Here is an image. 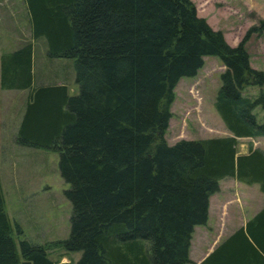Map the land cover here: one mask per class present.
Segmentation results:
<instances>
[{
	"label": "trees",
	"instance_id": "1",
	"mask_svg": "<svg viewBox=\"0 0 264 264\" xmlns=\"http://www.w3.org/2000/svg\"><path fill=\"white\" fill-rule=\"evenodd\" d=\"M31 38L49 59L72 60L77 93L34 84L30 42L0 58V90H26L14 145L57 154L69 186V232L57 242L79 253L74 264H192L193 228L207 218L208 197L232 178L257 185L262 209L200 264H264V153L237 155V139L264 137V72L196 16L190 0H23ZM203 57L223 67L213 109L229 136L164 140L173 90L193 78ZM17 235L21 230L14 224ZM0 188V264H53L47 247L18 241Z\"/></svg>",
	"mask_w": 264,
	"mask_h": 264
},
{
	"label": "rangeland",
	"instance_id": "2",
	"mask_svg": "<svg viewBox=\"0 0 264 264\" xmlns=\"http://www.w3.org/2000/svg\"><path fill=\"white\" fill-rule=\"evenodd\" d=\"M196 16L202 18L226 42L234 47L246 31L260 27L264 21V0H190ZM33 79H56L73 76L72 60L49 59L44 52V41L34 43ZM249 67L264 72V34L254 33L245 44ZM223 67L215 57H203L202 67L193 78L180 79L173 90L169 107L170 119L164 134L168 146L179 140H202L228 136L213 109ZM69 79V78H68ZM67 79V80H68ZM69 86L74 85L71 82ZM71 87V88H72ZM74 89V88H73ZM264 96V88L247 87L242 95ZM77 88L75 86V92ZM4 107V106H3ZM253 114L257 123L264 122V110L256 107ZM2 136L4 133H2ZM2 142H4L2 140ZM249 148L264 153V137L238 139L236 151ZM57 154L17 146L0 145V188L4 212L12 228V240L18 254V241L46 246V254L53 264H74L79 253H66L56 243L65 240L69 232L70 204L64 197L69 188L57 170ZM17 224L21 234L14 231ZM198 230L193 235V251H198Z\"/></svg>",
	"mask_w": 264,
	"mask_h": 264
},
{
	"label": "crops",
	"instance_id": "3",
	"mask_svg": "<svg viewBox=\"0 0 264 264\" xmlns=\"http://www.w3.org/2000/svg\"><path fill=\"white\" fill-rule=\"evenodd\" d=\"M28 42L32 45L34 55L35 41L30 35L29 16L24 1L0 0V58ZM50 82L54 85H64L69 95L75 92V84L73 87L68 85L69 82L74 83L72 74L70 77L53 80L41 79L38 84L45 86ZM27 100L26 90H0V145L15 146L13 139ZM247 151L237 152V155H245ZM262 206L263 195L257 185H244L232 178L220 180L217 192L208 197L206 223L193 228L188 250L190 262L200 264L236 230L243 229ZM196 230L200 233L197 252L193 251L192 245Z\"/></svg>",
	"mask_w": 264,
	"mask_h": 264
}]
</instances>
